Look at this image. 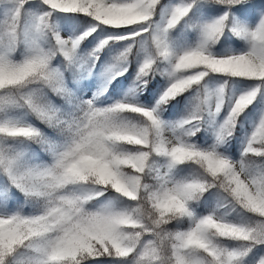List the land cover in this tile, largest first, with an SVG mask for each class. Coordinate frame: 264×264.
<instances>
[{
	"label": "snow or ice",
	"instance_id": "1",
	"mask_svg": "<svg viewBox=\"0 0 264 264\" xmlns=\"http://www.w3.org/2000/svg\"><path fill=\"white\" fill-rule=\"evenodd\" d=\"M0 264H264V0H0Z\"/></svg>",
	"mask_w": 264,
	"mask_h": 264
},
{
	"label": "trees",
	"instance_id": "2",
	"mask_svg": "<svg viewBox=\"0 0 264 264\" xmlns=\"http://www.w3.org/2000/svg\"><path fill=\"white\" fill-rule=\"evenodd\" d=\"M114 55H115L114 52L113 53H105V51H104L101 59L106 64L112 60V57ZM135 69L133 68V57H130L128 73H126L125 76L119 77L118 80L113 81L112 84L109 86V93H115V96H114L115 99H120L126 93L130 92V90L132 89L133 81H134L135 76H136ZM103 79H104V66L98 65L97 75L91 79L85 80L83 83L85 85H88V84H91L94 82L95 87H96ZM162 80H163V77L157 76L156 79H154L149 84L148 88L145 89L143 92L138 93L135 98L138 99L139 101L150 100L151 97L153 96L155 88L160 85ZM94 90H95V88H94ZM177 99L180 100L181 98L178 97ZM109 102H111V100ZM184 108H185V106L182 105V103L180 105H176L175 102H173L172 104L168 105L167 110L165 112V117H170L173 120L179 119L180 116L186 114L185 111H183ZM202 135H205L209 139H211L209 132H205ZM237 150H238V144H236V152H237Z\"/></svg>",
	"mask_w": 264,
	"mask_h": 264
},
{
	"label": "rangeland",
	"instance_id": "3",
	"mask_svg": "<svg viewBox=\"0 0 264 264\" xmlns=\"http://www.w3.org/2000/svg\"><path fill=\"white\" fill-rule=\"evenodd\" d=\"M105 53H113V52H109L107 49H105ZM137 67V60H136V58L135 57H133V68L135 69ZM165 78L163 77V80L161 81V83H160V85L158 86V87H156L155 88V90H154V93H153V96L151 97V101L154 103L155 101H154V94L156 95V96H158L159 95V91L160 90H162V86L165 84ZM91 85H93V90H94V83H92ZM149 102V100H147V101H143L142 103H148ZM185 104H186V101H182V105H184L185 106ZM166 119H170V118H166ZM172 120V119H171ZM243 133L241 134V137L243 138ZM238 152H239V144H238V150H237V154H238Z\"/></svg>",
	"mask_w": 264,
	"mask_h": 264
}]
</instances>
